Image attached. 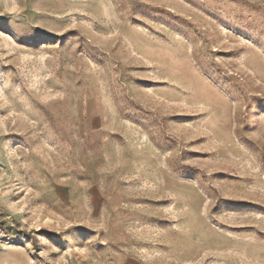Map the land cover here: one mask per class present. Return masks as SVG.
I'll use <instances>...</instances> for the list:
<instances>
[{
	"label": "rangeland",
	"instance_id": "obj_1",
	"mask_svg": "<svg viewBox=\"0 0 264 264\" xmlns=\"http://www.w3.org/2000/svg\"><path fill=\"white\" fill-rule=\"evenodd\" d=\"M0 176L32 264H264V0H0Z\"/></svg>",
	"mask_w": 264,
	"mask_h": 264
},
{
	"label": "crops",
	"instance_id": "obj_2",
	"mask_svg": "<svg viewBox=\"0 0 264 264\" xmlns=\"http://www.w3.org/2000/svg\"><path fill=\"white\" fill-rule=\"evenodd\" d=\"M2 206L0 200V210ZM31 261L27 247L21 244H7L0 240V264H32Z\"/></svg>",
	"mask_w": 264,
	"mask_h": 264
},
{
	"label": "built area",
	"instance_id": "obj_3",
	"mask_svg": "<svg viewBox=\"0 0 264 264\" xmlns=\"http://www.w3.org/2000/svg\"><path fill=\"white\" fill-rule=\"evenodd\" d=\"M10 233H8L3 227L0 226V239H10Z\"/></svg>",
	"mask_w": 264,
	"mask_h": 264
}]
</instances>
